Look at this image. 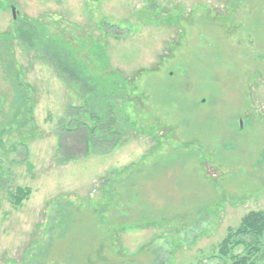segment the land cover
Wrapping results in <instances>:
<instances>
[{
  "label": "rangeland",
  "instance_id": "obj_1",
  "mask_svg": "<svg viewBox=\"0 0 264 264\" xmlns=\"http://www.w3.org/2000/svg\"><path fill=\"white\" fill-rule=\"evenodd\" d=\"M0 1V34L27 17L90 37L132 88L121 143L87 153L66 135L63 161L60 129L90 123L72 115L85 100L0 37V125L9 56L34 105L0 135V264H232L219 244L264 210V0ZM17 186L32 189L19 206Z\"/></svg>",
  "mask_w": 264,
  "mask_h": 264
},
{
  "label": "trees",
  "instance_id": "obj_2",
  "mask_svg": "<svg viewBox=\"0 0 264 264\" xmlns=\"http://www.w3.org/2000/svg\"><path fill=\"white\" fill-rule=\"evenodd\" d=\"M2 3L0 1V11ZM12 33L0 34L3 43L16 39L27 51L34 52L35 56L49 64L56 75L69 85H73L80 97L85 100L82 107H77L75 114H85L90 123L75 119V125L61 127L59 133V150L63 161L67 157L69 148L64 137H73L86 144V152L90 149L109 150L121 143L124 127L130 124L129 117L125 116L121 103L132 97L131 84L119 71H109L108 61L102 58V47L89 37L70 42L65 33L56 35L49 33V28L36 19L18 17L14 20ZM77 43V44H76ZM80 48L87 49V61L81 54ZM10 50V47L7 49ZM9 65L6 66V78L12 83L14 101L11 105L12 113L0 125V135L6 132L4 127L13 126L23 128L30 123L33 111L29 103L28 86L21 81L20 72L15 70L12 57L9 56ZM8 61V62H9ZM13 78V79H12ZM75 110V108H74ZM13 194L14 204L22 205L31 194L30 187L17 186ZM60 202V200H59ZM264 236V210L250 211L246 214L237 228H229L227 235L219 244L218 255L223 260L231 259L232 264H264L261 238ZM244 247L245 254H234L237 247ZM260 258V259H259Z\"/></svg>",
  "mask_w": 264,
  "mask_h": 264
},
{
  "label": "water",
  "instance_id": "obj_3",
  "mask_svg": "<svg viewBox=\"0 0 264 264\" xmlns=\"http://www.w3.org/2000/svg\"><path fill=\"white\" fill-rule=\"evenodd\" d=\"M15 16V15H14Z\"/></svg>",
  "mask_w": 264,
  "mask_h": 264
}]
</instances>
